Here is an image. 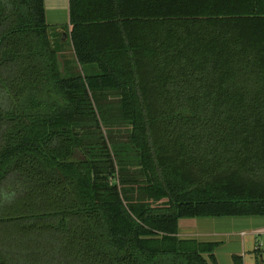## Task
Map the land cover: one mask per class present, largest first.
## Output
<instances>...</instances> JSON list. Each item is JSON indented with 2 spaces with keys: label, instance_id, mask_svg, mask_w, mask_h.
Here are the masks:
<instances>
[{
  "label": "trees",
  "instance_id": "obj_1",
  "mask_svg": "<svg viewBox=\"0 0 264 264\" xmlns=\"http://www.w3.org/2000/svg\"><path fill=\"white\" fill-rule=\"evenodd\" d=\"M70 25L0 0V264H218L179 222L264 217V0H70Z\"/></svg>",
  "mask_w": 264,
  "mask_h": 264
},
{
  "label": "crops",
  "instance_id": "obj_2",
  "mask_svg": "<svg viewBox=\"0 0 264 264\" xmlns=\"http://www.w3.org/2000/svg\"><path fill=\"white\" fill-rule=\"evenodd\" d=\"M45 7L48 24L66 27L67 29H59L58 34L63 36V41L68 40L71 31L70 0H45ZM248 235L253 238V254L255 255L257 244H264V217L182 219L179 222V237L182 239L220 243L216 250L218 264H223L218 250L231 243L237 246L235 252L226 254L230 264H235L234 256L242 257L243 264H256V256H254L255 261H249L250 257L248 258L247 255L246 237Z\"/></svg>",
  "mask_w": 264,
  "mask_h": 264
},
{
  "label": "rangeland",
  "instance_id": "obj_3",
  "mask_svg": "<svg viewBox=\"0 0 264 264\" xmlns=\"http://www.w3.org/2000/svg\"><path fill=\"white\" fill-rule=\"evenodd\" d=\"M67 57H69V59H74V55H73V52H67ZM112 130V135L119 138L117 141H119V144L120 143H124L125 140H126V137H127V126L121 122V121H116L114 123V125L111 126ZM108 129L105 128L104 129V133L105 135L108 136ZM136 170V169H134ZM244 221H247V220H244ZM247 239V246H246V250H247V255H248V258H249V261H255V255L253 254V249H254V244H253V238L251 235H248L246 237ZM236 244L234 243H231V244H228L225 248H222V249H219V256H220V260L223 262V264H230V260L228 259V255H226L227 253L230 254L231 252H235L236 251ZM234 254V253H233ZM255 263V262H254Z\"/></svg>",
  "mask_w": 264,
  "mask_h": 264
},
{
  "label": "built area",
  "instance_id": "obj_4",
  "mask_svg": "<svg viewBox=\"0 0 264 264\" xmlns=\"http://www.w3.org/2000/svg\"><path fill=\"white\" fill-rule=\"evenodd\" d=\"M262 248H264V244L258 243L256 249H262Z\"/></svg>",
  "mask_w": 264,
  "mask_h": 264
},
{
  "label": "water",
  "instance_id": "obj_5",
  "mask_svg": "<svg viewBox=\"0 0 264 264\" xmlns=\"http://www.w3.org/2000/svg\"><path fill=\"white\" fill-rule=\"evenodd\" d=\"M65 36H67V35L65 34Z\"/></svg>",
  "mask_w": 264,
  "mask_h": 264
}]
</instances>
